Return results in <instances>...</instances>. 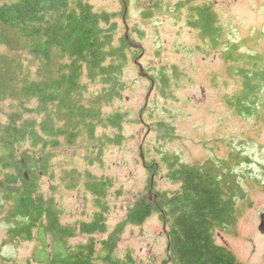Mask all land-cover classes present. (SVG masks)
Segmentation results:
<instances>
[{
  "label": "rangeland",
  "instance_id": "obj_1",
  "mask_svg": "<svg viewBox=\"0 0 264 264\" xmlns=\"http://www.w3.org/2000/svg\"><path fill=\"white\" fill-rule=\"evenodd\" d=\"M207 1L221 27L213 47L189 25L191 6L201 0H89L115 22V46L127 32L141 48L125 46L121 93L111 101L102 83L86 80L82 102L98 113L95 138L85 129L73 143L62 138L39 157L37 171L40 192L57 202L61 223L76 231L68 246L94 242L96 264H110L104 257L125 261L127 255L135 264H175L167 252L168 226L158 213L140 225L127 224L111 255L103 244L135 201L179 189L168 176L175 157L219 169L235 202L231 220L215 233L216 242L229 247L240 264H264V233L258 229L264 212V76L256 81L250 113L230 104L243 88L239 70H264V0ZM29 45L17 35L0 40V135L11 113L35 121L44 116L43 107L24 99L19 89L27 80L53 76L59 60L47 66ZM116 114L122 116L120 128L111 125ZM31 148L27 141L18 149ZM7 172L0 169V181ZM89 175L112 182L104 198L105 230L93 233L81 229L100 211L86 187ZM8 188L0 184V264H45L34 258L42 247L37 236L26 241L7 235L15 199L5 195ZM47 242L53 244L49 235Z\"/></svg>",
  "mask_w": 264,
  "mask_h": 264
},
{
  "label": "trees",
  "instance_id": "obj_2",
  "mask_svg": "<svg viewBox=\"0 0 264 264\" xmlns=\"http://www.w3.org/2000/svg\"><path fill=\"white\" fill-rule=\"evenodd\" d=\"M205 1L191 6L189 25L199 32L207 46L213 47L219 43L221 27L212 3ZM114 26L110 14L95 11L89 0L0 2V40L8 41L11 35H17L30 44V53L47 66L52 65L55 58L59 60V64L53 66L56 72L53 76L39 81L27 80L19 89L24 99L35 100L43 107V118L35 121L11 113L10 122L0 135V169L8 171L0 184L10 187L5 195L15 196L8 214L11 225L7 235L26 241L37 236L42 247L37 248L34 258L39 263L96 264L94 242L79 244L74 249L68 246L67 239L76 231L61 223L57 202L40 192L37 169L39 157L58 147L62 138L73 143L82 129L89 138H95L98 113L82 102L88 90L86 80L102 83V93L107 94L108 101L120 95L128 42L120 38V46L114 45ZM239 72L243 76V88L230 104L240 113H250L255 103L256 81L263 79L264 70L241 69ZM110 119L111 125L121 127L120 114ZM27 141L32 148L19 152L18 148ZM37 149L41 154H36ZM169 166L168 176L180 183L179 189L172 194L156 192L152 198L135 201L104 240L105 250L111 255L127 224L140 225L151 214L158 213L163 225L168 226L167 252L175 264H240L231 249L215 239L216 231L225 228L234 212L235 197L230 184L219 169L210 164L188 165L175 157ZM111 185L110 179H95L89 175L86 187L95 196L100 211L91 222L81 226L82 231L105 230L104 198ZM47 235L52 239L51 246ZM103 259L110 260V264H135L130 255L125 261Z\"/></svg>",
  "mask_w": 264,
  "mask_h": 264
},
{
  "label": "water",
  "instance_id": "obj_3",
  "mask_svg": "<svg viewBox=\"0 0 264 264\" xmlns=\"http://www.w3.org/2000/svg\"><path fill=\"white\" fill-rule=\"evenodd\" d=\"M125 38H126V41L128 42V44H130V46H132L133 48H141V45L136 44L135 42L130 40L127 32L125 33ZM140 70H141V72L143 71V66L141 64H140ZM153 83H154V81L152 80V84ZM258 229L261 233H264V212H262L260 215V223H259Z\"/></svg>",
  "mask_w": 264,
  "mask_h": 264
}]
</instances>
